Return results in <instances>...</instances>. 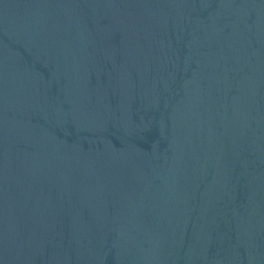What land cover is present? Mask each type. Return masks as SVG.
Here are the masks:
<instances>
[{
  "label": "water",
  "instance_id": "obj_1",
  "mask_svg": "<svg viewBox=\"0 0 264 264\" xmlns=\"http://www.w3.org/2000/svg\"><path fill=\"white\" fill-rule=\"evenodd\" d=\"M0 264H98L0 134Z\"/></svg>",
  "mask_w": 264,
  "mask_h": 264
}]
</instances>
